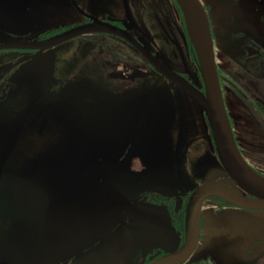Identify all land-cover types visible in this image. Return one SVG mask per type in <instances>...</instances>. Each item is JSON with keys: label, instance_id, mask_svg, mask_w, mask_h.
Segmentation results:
<instances>
[{"label": "flooded vegetation", "instance_id": "1", "mask_svg": "<svg viewBox=\"0 0 264 264\" xmlns=\"http://www.w3.org/2000/svg\"><path fill=\"white\" fill-rule=\"evenodd\" d=\"M199 1L234 142L264 178V0ZM0 18V264L21 249L47 256L51 245L50 256L68 257L58 264H111L121 226L131 239L123 264L189 243L170 264H264V208L206 196L188 240L198 186L253 196L226 172L197 101L158 69L205 93L176 0H0ZM96 203L98 219L121 221L80 248L75 224L92 225Z\"/></svg>", "mask_w": 264, "mask_h": 264}, {"label": "water", "instance_id": "2", "mask_svg": "<svg viewBox=\"0 0 264 264\" xmlns=\"http://www.w3.org/2000/svg\"><path fill=\"white\" fill-rule=\"evenodd\" d=\"M176 1L183 12L187 33L197 56L205 93L199 94L188 82H186L182 78H178L177 75L170 70L161 68L160 66H158V69L160 72L166 75L168 79L172 80L182 90H184L185 93H187L197 101L206 116V120L208 122V125L210 126L216 149L219 153L220 159L224 165L226 172L244 191L253 196L252 198L245 197L241 193L234 192L232 189H230L229 186L216 181L206 182L201 186H198L191 195L186 215V234L188 240L190 239V242H193L197 237L199 231L198 224L200 205L202 200L206 196L217 195L241 206L264 208V178L254 172L247 165V163L241 157L234 142L230 126L231 124L227 116L224 101L222 98L219 78L216 69L213 41L204 7L199 0ZM146 57L153 64H155L150 57H148L147 55ZM76 181V178H74L72 183L71 180H68L61 182L60 185H64L65 182L69 183V185H75ZM80 181L81 179L79 177L78 182ZM48 185L57 186V180L53 179V182ZM98 185L99 184L95 185L96 193L97 189L99 188ZM101 188L107 190V187ZM101 206L103 205L97 203L95 204V222L92 225H88L85 222L83 224H75L74 230L78 232V241L80 244H82L80 248L82 246V248H84L87 244H90L92 242L95 243L98 240H101L102 236L106 235L105 238L109 239L107 237L108 235L115 234V232H112L110 229L115 224L119 223L121 219L119 217L117 219L111 220L107 216L98 219L102 215V211L98 209ZM121 223H123V220ZM56 225L60 227V224ZM52 226L53 225H49V223L47 225L49 229L52 228ZM55 228L57 227L55 226ZM88 231L89 234L91 232L92 238L89 239L90 236H88L87 238H82V234L88 235ZM52 232L57 233L56 230H53L50 233ZM68 234H70V232ZM120 241L117 239H111V241H109V245H112V256L114 257L111 264H123L126 255L128 254L129 246L131 245V239L130 233L127 231V226H121ZM50 243L54 244L55 239H50ZM119 243L120 246L117 247ZM191 244L192 243H189L188 245L183 247L175 255L163 257L149 264H170L174 259L185 256L189 252ZM50 247H52L53 250H47V256L39 255L40 249L36 251L37 255H30L29 250L24 253L22 249L21 252L18 253L14 252L13 254L9 255L3 254V263L58 264L60 261L67 260V256H50V253L55 254L56 245H51L49 246V248ZM113 247H115L116 250ZM14 249L17 250L16 247ZM64 251H66V247H64V250L62 249L61 252Z\"/></svg>", "mask_w": 264, "mask_h": 264}, {"label": "rangeland", "instance_id": "3", "mask_svg": "<svg viewBox=\"0 0 264 264\" xmlns=\"http://www.w3.org/2000/svg\"><path fill=\"white\" fill-rule=\"evenodd\" d=\"M228 69L229 71L235 73V74H238L240 76V79L245 83L247 80L251 79V73L245 71V70H242L237 64H234L233 62L229 63L228 65ZM248 69H249V66H248ZM245 78H242L244 77Z\"/></svg>", "mask_w": 264, "mask_h": 264}, {"label": "bare ground", "instance_id": "4", "mask_svg": "<svg viewBox=\"0 0 264 264\" xmlns=\"http://www.w3.org/2000/svg\"><path fill=\"white\" fill-rule=\"evenodd\" d=\"M214 43V42H213Z\"/></svg>", "mask_w": 264, "mask_h": 264}]
</instances>
